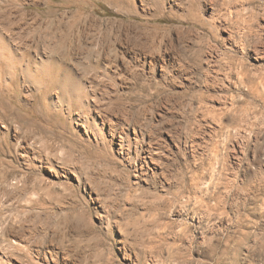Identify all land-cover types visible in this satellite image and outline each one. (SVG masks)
<instances>
[{"label":"rangeland","instance_id":"374dc122","mask_svg":"<svg viewBox=\"0 0 264 264\" xmlns=\"http://www.w3.org/2000/svg\"><path fill=\"white\" fill-rule=\"evenodd\" d=\"M0 33V264H264V0H0Z\"/></svg>","mask_w":264,"mask_h":264},{"label":"bare ground","instance_id":"6f19581e","mask_svg":"<svg viewBox=\"0 0 264 264\" xmlns=\"http://www.w3.org/2000/svg\"><path fill=\"white\" fill-rule=\"evenodd\" d=\"M64 1H70V2H72V1H74V0H64ZM2 33V32H1ZM0 33V34H1ZM4 36V35H3ZM230 35L228 34V36H227V38H230L229 37ZM50 40V39H49ZM48 40V41H49ZM54 40V39H53ZM0 42L2 43V45H3V48H4V50L6 51V53H7V56H5V58L9 61V60H11V61H13V59L14 58H18V62L17 63H19V61H20V59H19V57H16V54H17V48H16V50L14 49H12L9 45L10 44H6V42H4L3 41V39L2 38H0ZM1 49V48H0ZM2 51V50H1ZM16 51V52H15ZM25 54V53H24ZM4 56V55H3ZM2 56V57H3ZM24 57V56H23ZM23 57H22V59H23ZM46 57V56H45ZM27 59V58H26ZM49 59H50V57H49ZM6 60V61H7ZM43 60V59H42ZM47 61V58H46V60L45 61H43L44 63ZM21 62V61H20ZM26 62V61H25ZM55 62V61H54ZM11 63H13V62H10V64ZM46 64H47V66L48 67H46L45 66V68H43V73L41 74V76L40 77H37V75H36V73H37V70H35V71H32L31 69H28L27 70V73L29 74V77L30 78H32L33 80L34 79H37V80H39V81H42L43 80V82L42 83H44L43 84V86L44 85H48V84H51V82L53 81L55 84H56V82H55V80H56V78H57V75H58V73H59V70H61V69H59V67L57 66L58 64H56V65H48V64H50V63H47L46 62ZM13 65V64H12ZM28 65V64H27ZM44 65V64H43ZM4 66V65H3ZM18 66H19V64H18ZM62 66V65H61ZM30 67V66H29ZM40 67V66H39ZM11 69H12V67H10ZM9 68V69H10ZM37 68V67H36ZM6 69V68H5ZM15 69V68H14ZM41 69V68H40ZM53 73V75H56V78L54 79V78H52V80H51V82H50V80H49V77H50V75ZM27 75V74H26ZM52 76V75H51ZM23 77V76H22ZM3 78V77H2ZM12 79V78H11ZM4 82V81H3ZM53 82H52V84H53ZM2 83V82H1ZM11 83V82H10ZM41 83V82H40ZM6 84H7V82H6ZM54 85V84H53ZM3 86V85H2ZM1 85H0V121H2L3 123H5V125H6V133H9V132H11V127L9 126L10 124H9V122H8V118H6L5 116H7L8 114H13L14 113V111L12 110V106H10L6 101H5V99H4V97H3V95H4V91L2 90L3 89V87H2ZM6 86V85H5ZM264 86V85H263ZM11 88V87H10ZM9 89V88H8ZM62 90V89H61ZM81 90V89H80ZM36 91V90H35ZM46 100V99H45ZM43 104V103H42ZM25 105V104H24ZM82 106V105H81ZM43 108V107H42ZM45 108H46V106H45ZM44 108V109H45ZM14 109H16L15 107H14ZM36 110V109H35ZM38 110V109H37ZM46 110V109H45ZM33 111V110H32ZM17 112V111H16ZM36 112V111H35ZM17 113H19V112H17ZM37 113V112H36ZM39 113V112H38ZM52 113V112H51ZM28 114V113H27ZM14 115V114H13ZM37 115H39V114H37ZM49 115V114H48ZM15 116L17 117V119H18V117H20L21 118V115L20 114H17L16 115V113H15ZM40 116V115H39ZM10 117V116H9ZM41 118V117H40ZM13 119V118H12ZM15 119V118H14ZM25 119V118H24ZM35 119V118H34ZM27 120V119H26ZM13 121V120H12ZM16 121H18V120H16ZM21 121V120H20ZM24 121V120H23ZM28 121V120H27ZM41 121V120H40ZM44 121V120H43ZM54 121V120H53ZM14 122H15V120H14ZM17 123V122H16ZM26 123H28V122H26ZM25 123V124H26ZM34 123V122H33ZM103 124H104V122H102ZM243 124V123H242ZM242 124H241V122H239V121H235V124L233 125V129L235 130V131H238V130H241L242 129ZM20 125V124H19ZM23 125H24V123H23ZM30 125H33V124H30ZM17 126V125H16ZM16 126H14L15 128H13V131L14 132H16ZM26 126V125H25ZM28 128V127H27ZM26 131V130H25ZM1 136H2V134H1ZM1 139V138H0ZM5 145V144H4ZM4 145H3V143L0 141V153L1 152H4V150H5V148H4ZM7 146V145H6ZM6 165H7V163H6Z\"/></svg>","mask_w":264,"mask_h":264}]
</instances>
